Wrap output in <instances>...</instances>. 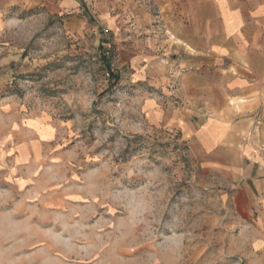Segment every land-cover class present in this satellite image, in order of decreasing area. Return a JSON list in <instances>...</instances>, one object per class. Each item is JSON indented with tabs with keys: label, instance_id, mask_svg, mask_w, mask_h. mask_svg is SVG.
I'll return each mask as SVG.
<instances>
[{
	"label": "rangeland",
	"instance_id": "1",
	"mask_svg": "<svg viewBox=\"0 0 264 264\" xmlns=\"http://www.w3.org/2000/svg\"><path fill=\"white\" fill-rule=\"evenodd\" d=\"M164 18L154 0H0V264H264L241 168L172 120Z\"/></svg>",
	"mask_w": 264,
	"mask_h": 264
},
{
	"label": "crops",
	"instance_id": "2",
	"mask_svg": "<svg viewBox=\"0 0 264 264\" xmlns=\"http://www.w3.org/2000/svg\"><path fill=\"white\" fill-rule=\"evenodd\" d=\"M154 2L165 17L173 53L180 52L168 60L172 71L180 65L184 99L172 120L200 158L241 168L234 176L244 179L246 206L257 209L250 226L252 248L263 256L264 0ZM170 78L156 73L155 85L168 84ZM148 106L152 118H159L156 101Z\"/></svg>",
	"mask_w": 264,
	"mask_h": 264
},
{
	"label": "bare ground",
	"instance_id": "3",
	"mask_svg": "<svg viewBox=\"0 0 264 264\" xmlns=\"http://www.w3.org/2000/svg\"><path fill=\"white\" fill-rule=\"evenodd\" d=\"M33 234V233H32ZM34 235V234H33ZM26 237V236H25ZM40 237V236H39ZM3 238V237H2ZM2 238H0V243L2 242ZM27 238H28V236H27ZM39 238H37L36 240H38ZM26 240V239H25ZM34 239H31V241L30 242H34L33 241ZM35 240V241H36ZM29 242V241H28ZM27 246V245H26ZM48 251V250H47ZM50 252H53L52 250H49ZM22 263V261H17V262H15L14 264H21Z\"/></svg>",
	"mask_w": 264,
	"mask_h": 264
}]
</instances>
